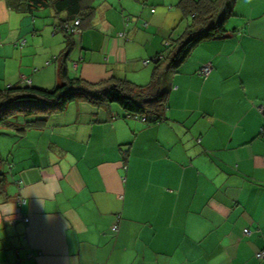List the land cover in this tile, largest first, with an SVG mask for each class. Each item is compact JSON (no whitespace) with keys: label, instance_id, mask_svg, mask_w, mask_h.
Instances as JSON below:
<instances>
[{"label":"crops","instance_id":"crops-1","mask_svg":"<svg viewBox=\"0 0 264 264\" xmlns=\"http://www.w3.org/2000/svg\"><path fill=\"white\" fill-rule=\"evenodd\" d=\"M181 1L92 0L69 75L146 86L191 22ZM228 6L165 74L163 120L81 100L0 124V264H264V0ZM60 17L0 0V89L61 84Z\"/></svg>","mask_w":264,"mask_h":264},{"label":"trees","instance_id":"trees-1","mask_svg":"<svg viewBox=\"0 0 264 264\" xmlns=\"http://www.w3.org/2000/svg\"><path fill=\"white\" fill-rule=\"evenodd\" d=\"M92 0H7L9 7L18 12H32L52 8L59 18V29L66 35V47L57 57L61 84L53 89L32 85H13L0 89V124L10 125L16 117L32 118L25 126L41 127L48 116L63 111L71 102L89 101L96 106L118 104L127 113L157 123L165 118L169 89L165 86L166 73L176 70L203 40L224 35V21L231 15L228 4L231 0H182L186 17L191 18L186 31L173 42L165 56L154 60L160 69L152 82L135 86L131 82L112 79L90 83L80 77L69 75L68 61L75 42L67 26L81 18L82 25L94 15ZM81 25V26H82ZM24 129V127H20ZM5 186V177L0 175V190Z\"/></svg>","mask_w":264,"mask_h":264},{"label":"built area","instance_id":"built-area-1","mask_svg":"<svg viewBox=\"0 0 264 264\" xmlns=\"http://www.w3.org/2000/svg\"><path fill=\"white\" fill-rule=\"evenodd\" d=\"M80 29H81V20L80 19L76 20L73 24L67 26V30L69 32L73 33V34L80 33ZM119 36L122 37V38H126V36H125L124 33H120ZM146 63H148V62H146ZM211 69H212V66L210 64H205V65L201 66V68L199 69V72L198 73L201 76H207L210 73ZM25 85H30V81H25L24 82V86ZM259 111H260V113L262 115V119H263V129H264V104H261L259 106ZM142 120L143 121H146L145 118H142ZM24 203H25L24 200L21 201V204H24ZM113 230L116 231L117 230V227L114 226L113 227ZM244 233L246 235H249L250 234V230L249 229H245L244 230ZM257 256L259 258L263 257L264 256V251L258 253Z\"/></svg>","mask_w":264,"mask_h":264},{"label":"rangeland","instance_id":"rangeland-1","mask_svg":"<svg viewBox=\"0 0 264 264\" xmlns=\"http://www.w3.org/2000/svg\"><path fill=\"white\" fill-rule=\"evenodd\" d=\"M142 119V117H140ZM145 118V117H144Z\"/></svg>","mask_w":264,"mask_h":264}]
</instances>
